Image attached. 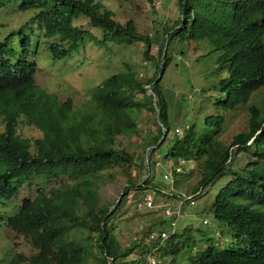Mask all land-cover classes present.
Returning a JSON list of instances; mask_svg holds the SVG:
<instances>
[{
	"label": "trees",
	"instance_id": "trees-1",
	"mask_svg": "<svg viewBox=\"0 0 264 264\" xmlns=\"http://www.w3.org/2000/svg\"><path fill=\"white\" fill-rule=\"evenodd\" d=\"M7 1L0 0V7ZM20 1V9L39 8L35 17L42 35L53 37L48 45L53 58L67 57L80 43L85 46L87 39L97 43L114 41L127 48L138 41L142 43L144 75L148 78L141 81L139 69L125 62L122 71L111 74L93 89L83 111L73 107L70 98L60 102L36 84L37 65L23 55L29 45L26 39L21 40L23 54L15 61L9 57L13 49L0 42V200L9 201L33 175L60 181L48 193L39 188L34 199L23 197L16 212L4 221L16 238L24 237L25 243L37 251L27 258L18 252L20 244H15L0 264H97L96 260L107 264L105 254L113 256L115 264H148V235L168 231L171 223L161 201L176 198L172 183L194 175L197 180L190 189L194 191L212 182L223 171L229 154V146L217 137L224 121L221 115L205 112L199 118L179 122V113L170 112L167 101L172 94L165 74L172 69V77H179L176 86L184 88V79L192 77V55L193 62H197L209 47L210 51H218L215 70L219 74L210 88L223 94L213 103L232 109L244 102L264 83V0H177L182 19L163 26L156 37L137 33L131 19L116 21L112 12L102 10L96 0ZM78 14L102 32L101 39L72 23ZM171 41L187 43L186 56L181 51L173 60L168 54ZM195 42L199 43L198 54L191 46ZM155 45L158 51L153 56L150 49ZM140 73L142 76L144 71ZM193 81L192 94L205 96L208 88L194 76ZM144 82L150 93L142 86ZM193 103L201 108L197 99ZM249 108V129L233 136L231 146L238 143L246 148L259 128L252 145H264V118H259L257 108ZM146 110L152 119L158 115L159 123L156 131L149 128L143 134L136 118ZM19 122L34 126L41 136L30 139L19 134ZM120 135L129 137L130 149L115 143ZM83 138L88 140L84 143ZM137 147L140 154L133 157ZM253 155L260 161L249 160L244 168L233 172L209 210L214 221L231 229L236 245L216 250L210 238L201 234L205 248L195 250L188 264H264V151H254ZM102 171L107 177L114 174L112 171L123 175L126 186L117 202L106 203L99 198ZM134 189L143 191L139 200L154 191L158 204L120 210ZM166 192L172 195L166 196ZM121 219L127 222L118 230L115 223ZM189 231L176 224L170 235L175 248L164 252L161 247L159 256L176 264L169 254L180 252L190 238ZM121 233L133 237L122 246L116 239ZM132 254L140 257L127 259Z\"/></svg>",
	"mask_w": 264,
	"mask_h": 264
},
{
	"label": "rangeland",
	"instance_id": "rangeland-1",
	"mask_svg": "<svg viewBox=\"0 0 264 264\" xmlns=\"http://www.w3.org/2000/svg\"><path fill=\"white\" fill-rule=\"evenodd\" d=\"M96 2L103 6L102 10L112 12V18L116 21L122 23L131 19L137 33L145 34L147 32L150 37H152L150 34H153V37L160 36L159 33H162V29L165 26L172 25V22L179 21L183 16L177 0H96ZM20 3V0H9L4 6L0 7V42H6L7 46L13 49L9 55L11 61H15L23 54L21 40L26 39L27 42H29L27 51L23 55L28 60L34 61L37 65L34 76L35 82L47 94L54 95L58 101L62 102L66 98H70L73 107L78 106L84 111V105L93 89L111 74L122 71L125 67V62L139 69L138 75L141 81H145L146 78H148V74L144 75L146 68H144L145 64L142 62V43L138 41L132 42L131 46L127 48L122 44L114 43V41H106L105 43H97L95 41V43L94 40L87 39L85 46L80 43L79 47L76 50L73 49L67 57L61 59L53 58L48 49V45L53 41V37H44L42 35V28L38 19L35 17L39 8L20 9ZM72 23L75 26L78 25L81 27L82 30L86 32L90 31L92 35L96 37L100 36V39L102 38V32L100 33L97 28L91 27L82 14H78L76 18L72 20ZM198 44V42H195L194 45H191L194 54H198V49L196 47ZM186 45L187 43L171 41L168 50L169 56H171L173 60H176L181 51H183L186 56ZM156 46L157 45L150 49V54L153 56H155L158 51ZM64 47L67 48L68 44H65ZM209 49L208 47V53L205 55L202 54L204 56L197 62H193L194 55H192L191 68L189 69L192 77L184 79V88L180 89L176 86L179 77L178 75L172 77V69L166 72L165 76L168 78L170 86L169 93L172 94V97L167 102L171 109V113H179L180 118L177 119L179 122L182 120H189L188 117L199 118L202 113L205 112H211L209 114L212 115H222L224 124L220 128L217 137L223 144L229 145L233 135L247 127L248 113L246 107L253 105L258 108L260 114L264 116V85L255 89L245 102L238 105L240 107L244 106L238 113L234 114L235 108H222L216 105L213 101L216 96H222L221 91L217 90V88L212 89L210 86L217 79V76H219L218 72L215 70L217 67L215 56L218 51H210ZM143 71L144 73H142L141 76L140 72ZM193 76L208 88V90L205 92V96H202L204 93L193 95V92H191L189 98L185 99L183 95L189 93V90L195 87ZM142 86L146 88L147 83L144 82ZM146 91L148 93L151 92L147 89ZM194 99L200 102L201 108H198V106L193 103ZM151 115L152 114L146 110L140 112L139 116L136 118L137 123L144 130L143 134H146L149 128H153L154 131H156L159 123L158 115L153 116L155 119H152ZM205 116L206 115L200 120L203 121ZM1 130L0 125V131ZM17 132L30 139L41 136V132L37 128L34 126H24L20 122L17 125ZM87 140L88 138H83L84 143ZM115 143L125 149H130V147H132V143L127 136H117ZM139 143H141V141ZM140 150V147H137L132 153V156L135 157L140 154ZM233 152H235V150ZM246 160L247 158L244 152L236 153L233 160V162H235L234 167L241 166ZM153 169L159 172L155 167H153ZM112 172L114 174L111 177H107L103 171L101 172L103 173L101 178L102 182L99 184L98 194L101 201L106 203L112 201L117 202L126 186L123 175L119 172ZM132 174H136L135 169H133ZM47 178L48 177L44 175H33L26 179L22 188L20 187L18 192L9 199V201L0 200V260L4 258V254L7 255L14 250L13 246L15 244H20V246L17 247V249H19L18 252L21 254L23 253L27 258L37 251L25 243L24 237L18 235L16 238L14 236L16 234L5 227L4 221L16 212L23 197L34 199L38 194L37 191L39 188H42L48 193L50 188L57 187L60 183V181ZM228 179L229 178L224 174L220 179L216 181L213 180L207 192L198 198L196 206L187 208V210L185 206L183 209L184 212L178 207L177 209L174 208L176 211L174 214L178 216L186 211V214L182 215L180 221H178V228L190 229L188 232L190 238L181 246L180 252L175 255L169 254L173 256L176 264H188V257L195 254V246L202 244L200 240L201 234L204 237L210 238L213 244L216 243L219 249L228 247L224 241L219 240L220 238L234 240L231 237V229L225 224L221 226L223 228V233L216 232L214 230L217 224L216 221L213 220L212 214L209 211L204 210L208 208L218 189L224 185ZM196 180L197 178L194 175L187 178L182 177L177 183L173 182L172 186L174 190L178 192L189 191ZM142 194L143 191L132 190L128 197H126V202L121 204L119 209L134 210L132 207ZM156 198H158V196ZM169 202L171 203V207H174L176 204L175 200L172 199H169ZM154 203L155 205L158 204L157 200L154 201ZM112 208L113 206H111V209ZM199 210H201V213H199ZM204 219L208 220L207 224L202 222ZM126 222L127 219H121L116 222V229L122 230ZM199 231H201V233ZM216 233L219 234V237L215 236ZM116 239L119 245L122 246L124 242L131 239V234H117ZM171 240L172 238L165 241L163 245L164 252H169L172 248H175L171 246ZM191 240H195V243ZM149 247L151 248L147 257H149L148 262L150 264L174 263L168 258L163 259L162 256L157 260L154 255L156 247L151 246V244ZM201 248L203 247L201 246ZM139 257L140 254H132L127 259L130 260ZM96 262L98 264V260H96ZM89 264H93V262L90 261Z\"/></svg>",
	"mask_w": 264,
	"mask_h": 264
},
{
	"label": "clouds",
	"instance_id": "clouds-1",
	"mask_svg": "<svg viewBox=\"0 0 264 264\" xmlns=\"http://www.w3.org/2000/svg\"><path fill=\"white\" fill-rule=\"evenodd\" d=\"M103 7V6H102ZM172 24H173V22H172ZM169 26V25H168ZM89 33H90V31H89ZM91 34V33H90ZM262 39H263V41H262V43H263V46H264V34L262 35ZM262 85H264V83L262 84ZM261 85V86H262ZM261 86H259V87H261ZM146 88H147V90L148 91H150V89H149V86L147 85L146 86ZM258 88V87H257ZM257 88H255V89H257ZM254 89V90H255ZM193 88H191V91L193 92ZM254 90H252L251 92H250V94L254 91ZM150 93V92H149ZM250 94L248 95V97L250 96ZM221 95L223 96V94L221 93ZM190 96V95H189ZM189 96H187V98H189ZM221 96V97H222ZM248 97L246 98V100L248 99ZM245 100V101H246ZM244 101V102H245ZM241 103H243V102H241ZM241 103H239V104H241ZM263 103H264V97H263ZM239 104H237L236 106H234L233 108H235V110H234V114L235 113H238L239 111H241L242 109H243V107L244 106H238ZM251 106H253V105H251ZM250 107V106H249ZM249 107H246L247 108V113H248V119H247V127L244 129V130H241L240 132H238V133H236L235 135H237V134H239V133H241V132H246V131H248V129H249V119H250V117H251V113H250V108ZM255 107V106H254ZM232 108V109H233ZM256 108V107H255ZM230 109V108H229ZM258 109V108H257ZM258 111H259V118L260 119H262V118H264V116H262L261 114H260V110L258 109ZM222 116V115H221ZM223 117V116H222ZM224 119V118H223ZM223 124H224V121H223ZM222 124V125H223ZM264 125V122L262 123V125L261 126H263ZM260 131H261V129L259 128L258 130H256L255 131V133L251 136V138L247 141V143H246V145L245 146H247L246 148H243V146H241L240 144H238V143H236V144H233L232 146H231V143L229 144V145H226L225 143H224V145H226V146H229L228 147V151H229V154L226 156V158H225V162H224V165H222L223 166V171L220 173V174H217V176H216V178L214 179L215 181L216 180H218V179H220L224 174H225V176L227 177V178H229L226 182H225V184L224 185H222L219 189H218V191L221 189V188H223V186H225L226 184H227V182L229 181V180H231L232 179V173L233 172H235V171H239V170H241L242 168H244L245 166H246V164L248 163V162H250L249 160H252V161H260L259 160V158L258 157H254V155H253V152L255 151L257 154L258 153H262L263 151H264V145H261L260 147H255L254 145H252V143H253V141H254V139H255V137H256V135H258L259 133H260ZM206 132V131H205ZM235 135H233V136H235ZM232 139H233V137H232ZM232 142V141H231ZM241 148H243V149H247L248 151L247 152H245V151H243V150H241ZM235 150V152H233ZM238 152H244V154H245V156H246V158H247V160L241 165V166H239V167H234V164H235V162H233V160H234V157L236 156V153H238ZM262 160H264V158L262 159ZM142 178H143V176H142ZM213 182V181H212ZM212 182H210V183H208V184H205V185H203V186H199L196 190H194V191H176L177 193H176V195H175V197L176 198H174V200H175V202H176V204L174 205V207H171L170 206V202H169V199H172L173 200V198L172 197H167V198H162V204L165 206V209H164V214H165V216L166 217H170L171 218V223H169L168 225V231H165V230H159L158 231V233L156 234V232H154V234L153 233H151L150 235H148V238L146 239V241H148V242H146V245H147V247H148V249L150 250V248L151 247H149L150 246V244H151V246H154V247H156V251H155V253H154V255H155V257H156V259L157 260H159L160 259V256H159V254L157 253V251L159 250V248H161V247H163V245H164V243H165V241L166 240H168V239H170V235H172L173 234V232H174V228H175V226H176V224H178V221H180V217L182 216V215H185L186 214V211H185V213H181L179 216L178 215H175L174 213H176V211L174 210V208H176L177 209V207L181 210V211H183V209H184V207L186 208V210H187V208H192V207H194V206H196V203H197V200H198V198H200L201 196H203L206 192H207V189L209 188V185H211V183ZM218 191H217V193H218ZM216 193V194H217ZM170 195H172L170 192L169 193H167L166 192V196H170ZM147 196H151V200H152V203H153V205L155 204L154 203V201H155V198L157 197V193H155L154 191H152V192H148L147 193V195H144L143 196V198L141 199V200H139L138 199V201H136V203L134 204V205H136L137 207H139V208H142V207H144V208H147V207H150V206H146V204H145V201H146V198H147ZM128 197V196H127ZM187 197H189L188 199H187ZM215 197H216V195H215ZM215 197L211 200V202H210V204H209V206H208V208H206V209H204V210H206V211H209L210 209H211V204H212V202L214 201V199H215ZM120 198V197H119ZM127 200V199H126ZM192 201V202H191ZM126 202V201H125ZM167 202V203H166ZM113 207H114V205H113ZM167 209H169L170 211H171V213H167L166 212V210ZM178 212V211H177ZM184 212V211H183ZM173 217V218H172ZM173 219H176V221H174L173 222ZM204 224H207L208 223V220H206V219H204L203 221H202ZM217 224L215 225V227H214V230L216 231V232H218V233H223V228L221 227V224L219 223V222H216ZM189 225V224H188ZM8 229V228H7ZM8 230H10V229H8ZM218 230V231H217ZM12 231V230H11ZM13 232V231H12ZM14 233V232H13ZM218 233H216L215 234V236L217 237H219V234ZM15 236V235H14ZM133 237L131 236V239H132ZM200 240H202V236H201V239ZM219 240H222V241H224L225 242V244L229 247L230 245L231 246H235L236 245V243H235V240H226L225 238H220ZM172 241V243H175V241L172 239L171 240ZM202 242V244H199L198 246H195L196 248H195V250H198L199 248H201V246L203 247V248H205V242H203V241H201ZM211 242H212V240H211ZM172 243H171V245H172ZM212 246L213 247H215V249L216 250H221V249H219V247H217L216 246V243H214L213 244V242H212ZM228 247H226V248H228ZM164 248V247H163ZM203 248H201V249H203ZM223 249H225V248H223ZM104 253H106V251L104 252ZM106 255V263H111V264H115V259H114V257L113 256H110V255H107V254H105ZM172 258H173V256H171ZM149 257H147V259H148ZM167 258V257H166ZM166 258H163V259H166ZM169 259V258H168ZM148 264H150L149 262H148Z\"/></svg>",
	"mask_w": 264,
	"mask_h": 264
},
{
	"label": "built area",
	"instance_id": "built-area-1",
	"mask_svg": "<svg viewBox=\"0 0 264 264\" xmlns=\"http://www.w3.org/2000/svg\"><path fill=\"white\" fill-rule=\"evenodd\" d=\"M188 198H189V197H187V199H188ZM191 202H192V201H191ZM145 204H146V206L148 205V206H150V207L153 205L152 200H151V196H147L146 201H145ZM166 212H167V213H171V211H170L169 209H167Z\"/></svg>",
	"mask_w": 264,
	"mask_h": 264
}]
</instances>
